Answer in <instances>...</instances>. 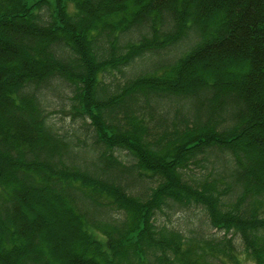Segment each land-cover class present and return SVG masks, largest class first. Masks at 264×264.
<instances>
[{
	"label": "trees",
	"instance_id": "trees-1",
	"mask_svg": "<svg viewBox=\"0 0 264 264\" xmlns=\"http://www.w3.org/2000/svg\"><path fill=\"white\" fill-rule=\"evenodd\" d=\"M242 252L264 264V0H0V264Z\"/></svg>",
	"mask_w": 264,
	"mask_h": 264
},
{
	"label": "rangeland",
	"instance_id": "rangeland-1",
	"mask_svg": "<svg viewBox=\"0 0 264 264\" xmlns=\"http://www.w3.org/2000/svg\"><path fill=\"white\" fill-rule=\"evenodd\" d=\"M26 1V3L27 4H31V3H33V1H35V0H25ZM68 9L70 10V11H72L73 10V4H71V3H69L68 4ZM57 109H60V107L59 106H57ZM57 119H59V120H62V121H64V124L65 125H68L69 123H70V118L68 117V116H61V115H59L58 114V116H57ZM91 233L94 235V236H96V237H98V238H100V239H102V237L100 236V234H98V233H95L94 231H92L91 230ZM238 257H239V262H240V264H254L253 263V261L250 259V258H248L247 257V255L245 254V253H240L239 255H238Z\"/></svg>",
	"mask_w": 264,
	"mask_h": 264
}]
</instances>
